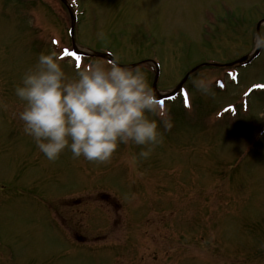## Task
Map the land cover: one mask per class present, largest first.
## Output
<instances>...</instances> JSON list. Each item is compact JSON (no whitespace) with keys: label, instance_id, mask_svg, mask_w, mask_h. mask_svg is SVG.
Masks as SVG:
<instances>
[{"label":"rangeland","instance_id":"rangeland-1","mask_svg":"<svg viewBox=\"0 0 264 264\" xmlns=\"http://www.w3.org/2000/svg\"><path fill=\"white\" fill-rule=\"evenodd\" d=\"M1 1L16 3V0ZM43 1H48L50 8L35 11L33 7V27H37L35 39L29 26L17 28L21 24L17 12L9 23L13 34L12 29L6 26L9 20L0 21V254L7 258L5 262L0 261V264H109L119 256L116 255L115 246L98 248L95 249L96 252L88 247L92 248L93 240L99 236L103 239L104 234H107L106 241L109 242L114 241L120 234L122 235L119 239L126 240L125 236L130 234L132 225L136 228L133 239L137 241V245L132 247L130 253L125 252L123 260H116L117 264H154V250H160V263L170 264L167 255L180 251L179 247L188 252L185 255L187 258L192 254V258L204 259L208 264H224L221 254L214 251L215 245L233 233L230 240L232 243L229 244L231 247L246 249L256 245L262 235L249 232L245 223L237 231L229 234L226 232L248 215H252L254 221L258 219L264 222V134L260 133L264 123V98L257 92L253 93L247 100L248 108L243 109L240 95L243 97L245 92L242 87L239 91L234 90L235 85L228 82L223 90L214 87V96L197 93L200 104L197 106L199 111L196 116L186 118L178 103L168 102V108L165 107L169 110L171 106L176 114L172 118L173 126L166 133L161 126L163 142L153 149L147 159L137 162L135 168H139L137 179L140 184L134 185L131 178H127L130 180L128 182L126 175H130L131 168L126 174L120 170V166L127 168L132 163V154L139 153L143 147L141 145L119 144L112 155V163L120 165L116 166L119 171L108 178L103 173L108 162H92L83 156L73 158L67 148L57 160L49 161L42 156L43 153L38 150L33 139L24 133L23 122L18 115H13L19 113L23 107V102L15 95L14 87L40 53L33 48L34 40L52 48V40L56 39L58 43L55 50L58 53L60 50L65 53L67 49V58H60L66 74L69 77L75 74L74 65L77 64L68 58L73 48L69 47L70 44L65 46L63 36L68 27L63 25L62 35L56 33L50 18L53 10L57 18L61 19H65L67 13L58 0ZM78 1L80 6L87 7L79 19L80 44L96 51H109L121 64L153 57L162 63L158 87L171 89L182 80L187 62L195 63L207 56H212L219 62H228L249 47H255L253 35L254 43L251 46L250 43L246 45L249 40L243 21L250 18L251 5L259 6L263 0ZM149 42L155 43L153 53ZM83 60H79L81 68L84 65ZM252 80L264 81V56L242 69L241 81L247 84L245 89ZM233 91L235 96L229 102L237 104L234 119L244 122L242 124L250 136L245 138L241 133H232L226 129L217 139L219 146L213 145L214 152L218 150L216 153L222 155L230 153L237 159L245 152L251 139L255 143L244 154L232 177L226 175L223 183L214 185V179L208 174V170H213L215 165L210 154L212 139L208 138L210 134L216 136L219 131L218 126H211L216 121L213 112L228 102L227 99L233 95ZM202 147L207 150L203 151ZM220 157L223 158L221 155ZM90 170L94 172V185H89L86 181ZM82 178L84 180L81 181ZM151 180H156L160 190L165 192L158 195L157 187L153 188L149 183ZM190 185L197 186L193 190L198 193V198H190L193 191ZM199 187L202 188L197 191ZM85 189L94 190L80 193ZM205 189L206 198L202 197ZM112 190L120 198L121 204H127H124L125 208L128 205L133 208V217H124V213H128L130 208L120 209L108 196L102 197L105 192ZM78 192L79 195L76 194ZM76 195L82 199V204L73 207L76 209H72L69 215L61 213L66 218L63 228L60 222L52 220L57 218V209L64 206V199L59 198L73 199ZM100 197L105 202L98 201ZM194 200L200 201L201 215L188 205ZM243 200H247L249 205L257 204L250 205L249 210ZM221 204L225 206L224 209ZM53 205L55 210H46ZM235 205V211L227 214L230 222L225 223V229L220 224H212L215 218L222 217L228 207ZM85 208L89 212L87 209L85 212L76 211ZM136 210L143 215L140 224L136 223L137 214H140ZM98 211L105 214L101 215ZM121 213L123 225L116 228L111 222ZM199 217L203 225L197 227V234L201 236L204 231L208 250L206 257L195 243L180 245L179 239L168 236L163 240L159 239L160 233L171 234L176 230L183 232L189 226L196 230L193 220H198ZM249 220L250 217L246 221ZM250 229L260 232L256 230V224H252ZM100 244L104 242L100 241ZM202 247L206 249L204 245ZM214 254L217 255V263L210 262L209 258H213ZM233 255L235 261H241L237 254ZM187 258H179L178 264H188L190 260Z\"/></svg>","mask_w":264,"mask_h":264},{"label":"clouds","instance_id":"clouds-1","mask_svg":"<svg viewBox=\"0 0 264 264\" xmlns=\"http://www.w3.org/2000/svg\"><path fill=\"white\" fill-rule=\"evenodd\" d=\"M254 41L264 47V31L254 33ZM214 79L200 73L191 84L201 95L214 96ZM14 92L23 107L13 115L49 161L67 148L73 158L106 163L119 144L141 145L131 157L135 164L163 142L161 126L165 130L173 126L146 72L122 65L118 58L76 67L69 77L57 50L41 51Z\"/></svg>","mask_w":264,"mask_h":264},{"label":"snow or ice","instance_id":"snow-or-ice-1","mask_svg":"<svg viewBox=\"0 0 264 264\" xmlns=\"http://www.w3.org/2000/svg\"><path fill=\"white\" fill-rule=\"evenodd\" d=\"M65 52H67V49H65ZM72 55H75V53H72ZM79 60H80V57L79 56H76V61H77V67H79ZM260 87H264V85H261ZM161 104H163V101H160ZM185 103H187V99L185 100Z\"/></svg>","mask_w":264,"mask_h":264}]
</instances>
